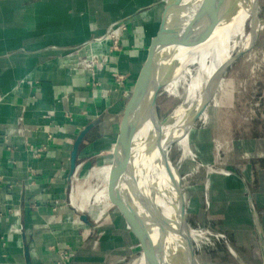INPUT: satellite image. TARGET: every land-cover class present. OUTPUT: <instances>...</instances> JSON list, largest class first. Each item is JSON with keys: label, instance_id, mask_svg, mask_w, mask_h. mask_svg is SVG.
<instances>
[{"label": "crops", "instance_id": "crops-1", "mask_svg": "<svg viewBox=\"0 0 264 264\" xmlns=\"http://www.w3.org/2000/svg\"><path fill=\"white\" fill-rule=\"evenodd\" d=\"M165 1L0 0V264H28L27 247L31 264H125L127 255L137 258L139 243L130 231L132 241L123 242L126 225L115 221L120 235L110 237L91 215L94 226L83 222L69 193L91 163H112ZM122 26L113 50L105 37ZM89 56L104 61L96 75L88 69ZM246 129L215 151L214 166L231 174L212 172L193 182L202 190L195 212L187 211L190 226L227 238L196 250L200 264H264V110ZM86 130L72 175L74 145ZM122 210L145 231L138 210Z\"/></svg>", "mask_w": 264, "mask_h": 264}, {"label": "bare ground", "instance_id": "bare-ground-1", "mask_svg": "<svg viewBox=\"0 0 264 264\" xmlns=\"http://www.w3.org/2000/svg\"><path fill=\"white\" fill-rule=\"evenodd\" d=\"M200 1L188 0L180 14L179 20L182 24L186 25L192 19ZM220 1L208 0L181 40L164 52L157 73V83L163 81L175 68L168 90L174 91L181 84L185 86V97L165 123L160 121L154 109L150 110L149 116L134 138L133 182L125 190L126 193L131 190L136 204L134 201L133 203L137 207H132L127 200L122 204L139 209L145 231L155 242L164 245L166 254L171 259L174 258L173 264L190 262L183 241L170 232L171 226L177 222L178 200L161 158L162 148L174 142L182 148L184 156L193 155L190 132L196 123L194 117L198 115L206 118L209 104L215 98V89L217 91L221 83L220 81L216 84L214 75L234 57L236 50L249 51L256 43L259 30L257 0H225L219 5ZM249 21L251 29L246 34ZM242 23L246 24L243 26ZM234 25L244 27V30L238 31L239 35L235 34ZM228 35H234L236 39L230 40ZM223 37L225 41L222 43ZM111 168V165H105L96 170V175H103L106 180V185L101 191L91 193L97 203L107 200V181ZM71 198L75 203L74 194ZM107 206L105 205L106 208ZM83 208H80V211H83ZM192 235L194 237V231ZM136 264H144L142 255Z\"/></svg>", "mask_w": 264, "mask_h": 264}, {"label": "rangeland", "instance_id": "rangeland-1", "mask_svg": "<svg viewBox=\"0 0 264 264\" xmlns=\"http://www.w3.org/2000/svg\"><path fill=\"white\" fill-rule=\"evenodd\" d=\"M258 12L259 20L264 21V0H259ZM251 20L253 21V17H251ZM242 24L244 26L246 23ZM234 26L233 31L235 34L239 35L238 31L244 30V27L241 28L239 25ZM250 29L251 22L249 21L246 27V34L249 33ZM228 38L234 41L236 36L228 35ZM256 40L255 45L247 51L248 53L246 52L238 57L224 73L219 88L215 93V98L209 104L206 118H197L190 132V144L193 155L187 154L184 156L182 148L177 144L170 150L171 159L182 176L183 190L186 202L188 203V215L195 212L194 209L198 207L197 201L199 200L200 191L202 190L200 185L194 184L195 181L198 182L201 178L210 176L212 172H219L224 176L231 174L227 169H218L214 166V162L217 161L216 158H214L217 147L223 146L228 137L241 136L244 134L243 130L249 128L252 123L255 122L256 118L259 117L260 113H263L264 27L260 32L258 30ZM224 41L225 38L223 37L222 43ZM237 53L238 50L234 52V56H236ZM171 81L161 91L157 101V112L161 120L167 119L182 103L185 97V86L181 84H179L174 91L168 90ZM244 126L246 127L244 128ZM213 145L216 147L215 149H213ZM218 158L220 162L223 156L218 155ZM95 164L96 163H91L76 176L70 189L69 203L78 214H87L94 217V220L98 219L99 229H101V231L107 229L108 236L119 237L120 233L113 228L114 222L118 221L120 224H125L115 212L109 211L105 207V205H108L107 200L97 203L94 196L91 194H94V191L95 193L101 191L106 185L104 176L96 175V170L100 168V166ZM103 166L105 165H101V167ZM206 182L205 187L209 185V180ZM73 194L75 196V203H73L71 198ZM208 194H210V191L205 195L207 207L210 205ZM126 200L131 206H136L133 203L134 197H132L131 190L128 192ZM104 207L105 212H103ZM80 208H83V211H80ZM136 210L139 211V209ZM191 228L195 231L194 238H197L196 250L198 254L203 251L202 248L204 247V243L206 246H209L213 239H217L213 235L215 233L208 235V231L205 227L194 226ZM129 231L128 229L122 230V234L125 237L123 240L124 243L128 242L127 237L129 241L131 240L128 234L130 233ZM96 233L99 232L97 231ZM221 234L222 233L215 234V236L219 238ZM122 253V256L125 258L126 255L123 251ZM141 255V248L137 246V258L133 257V259L130 260V256L127 255L126 258L128 260L125 264H136Z\"/></svg>", "mask_w": 264, "mask_h": 264}, {"label": "water", "instance_id": "water-1", "mask_svg": "<svg viewBox=\"0 0 264 264\" xmlns=\"http://www.w3.org/2000/svg\"><path fill=\"white\" fill-rule=\"evenodd\" d=\"M187 2L188 0L165 1V9L160 27L146 49L141 70L138 74L131 96L123 114L120 131L113 149V161L111 163L112 168L107 181V209L109 211L115 212L137 239L141 248L144 264H173L174 258L171 259L170 256L166 254L163 247L164 245H160L158 242H155L149 233L142 230L137 224L134 223V221H132V219L126 216L122 210V204L126 200L128 194V191L126 193L125 190L126 188L128 189L133 182L132 149L134 138L149 116L150 110L154 109L158 116L157 101L159 95L173 78L175 68L164 77L163 81L157 83V73L159 71L162 59L164 58V52L167 48L175 46L178 41L181 40L183 34L187 31L200 12H202L208 0H201L199 2L194 16L188 21L186 25H184V23H181L179 18ZM224 2L225 0H221L219 5ZM256 2L258 5L259 0ZM259 21L260 32L264 27V21ZM245 53L246 52H238L236 56L231 58L218 71V73L214 75L213 80L215 79L216 84L220 83L224 73L237 60V58ZM168 118L163 120L160 118L159 119L162 123H165ZM194 118L195 123L198 115ZM87 131L88 130L84 131L79 136L74 145L71 159L72 175H74L78 168V155ZM174 145V142L166 144L163 146V151L161 153L162 161L166 165L178 200L177 222L175 225L171 226L170 232L171 235H176L183 241L190 264H200L196 253L194 237L192 235L194 229L191 228L188 222L186 198L182 185V176L178 168L174 165L170 156V150ZM80 218L83 222L94 226L87 214H82ZM262 248L264 250V238H262ZM26 259L27 263L31 264L28 247L26 248Z\"/></svg>", "mask_w": 264, "mask_h": 264}, {"label": "built area", "instance_id": "built-area-1", "mask_svg": "<svg viewBox=\"0 0 264 264\" xmlns=\"http://www.w3.org/2000/svg\"><path fill=\"white\" fill-rule=\"evenodd\" d=\"M125 27H119V28H114L108 35L105 37V40L108 42L112 43V48L113 50H117L119 47V42L122 37V33L124 32ZM105 40H100V44H102L103 41ZM104 61H102L98 56H89L87 57V66L88 69L90 70L93 75H96V72L101 70L103 68ZM121 79L122 76L119 75L118 79ZM63 262L68 259L67 255L63 257Z\"/></svg>", "mask_w": 264, "mask_h": 264}, {"label": "flooded vegetation", "instance_id": "flooded-vegetation-1", "mask_svg": "<svg viewBox=\"0 0 264 264\" xmlns=\"http://www.w3.org/2000/svg\"><path fill=\"white\" fill-rule=\"evenodd\" d=\"M207 231H208V235H212L213 233H215V234H220V233H216V232H214V231H212L211 229H209V228H205ZM215 234H213L214 235V237L215 238H217V239H213V241L215 240L216 242H220V241H224L225 243H226V236L222 233L221 234V236L218 238L217 236H215ZM211 243V242H210ZM232 253V252H231Z\"/></svg>", "mask_w": 264, "mask_h": 264}]
</instances>
